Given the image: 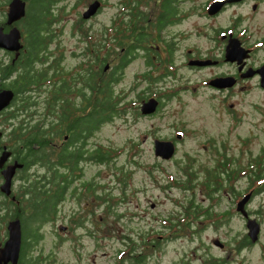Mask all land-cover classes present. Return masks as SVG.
Masks as SVG:
<instances>
[{
  "label": "rangeland",
  "instance_id": "374dc122",
  "mask_svg": "<svg viewBox=\"0 0 264 264\" xmlns=\"http://www.w3.org/2000/svg\"><path fill=\"white\" fill-rule=\"evenodd\" d=\"M93 1L57 0L52 6L57 21L52 20L50 27L57 36L50 41L46 51L53 52V56L62 54L63 71L77 69L80 59H86L78 56L90 44L83 31L87 30L96 43L102 41L110 34L105 29L121 9L119 0H101L97 12L77 27L75 23L79 15ZM6 7L7 4L4 11ZM0 17L3 18L2 15ZM193 20L196 18L189 17L184 23L186 30L191 28ZM0 60L7 63L10 58L0 51ZM108 63V69L115 64V51L112 49ZM131 70H135L134 65H130L124 77L113 86L115 92L123 96L124 112L101 125L89 138V144L101 143L111 151L110 160L102 164L94 161L85 163L81 168L83 172L73 179L70 186V189L76 188L77 193L83 182H91L100 198L103 195L112 197L114 209L106 214L98 206L99 200L93 197L95 215L84 214L82 209L89 206L88 202L78 203L74 195L67 193L59 207L57 221L45 226L44 239L35 251L51 254L54 264H135L131 257L134 254L141 255L137 264H264V192L247 203L249 210H259L261 221L258 237L251 242L243 239L247 234L245 220L236 210L237 201L245 193L242 191L248 184V177L244 178L241 173L232 177L228 182L231 188H226L222 179L219 190L210 195L203 185L209 177L208 169L219 161L220 154L233 157V167H243L249 154L257 152L264 143V92L251 91L223 101L221 96L211 97L202 91L195 96L185 93L179 100L169 101L163 117L138 119L132 113L135 101L130 92ZM69 78L66 76V80ZM75 83L80 86L79 82ZM44 92H31L39 100L33 108L36 112L34 119L40 118L45 111ZM75 95L67 94V98L79 103L80 99ZM231 102L235 104L239 122L230 119L227 110ZM172 119L183 121L190 133L188 139L178 145L171 159L161 160L154 156L152 141L146 134L151 131V123L154 128H160L156 133L170 134L171 130L166 128L168 120ZM3 126L8 132L9 125L0 124ZM240 137L249 141L242 152L239 151ZM60 142L58 138L55 141L58 144L53 148L56 149ZM180 163L196 171L193 184L188 188L175 185V182L184 181L176 168ZM35 171L33 169L29 173ZM16 178L14 189L19 185ZM252 182L253 186L257 184V181ZM234 191L241 194L234 196ZM2 198L0 196V201ZM192 201L197 210L192 208ZM187 209L191 218L186 219L189 222L186 230L180 232V225L173 224L184 219ZM72 216L85 218V228L69 229ZM0 218H3L0 220L1 244L7 237L6 223L9 219L2 215ZM216 240L222 243L221 247L214 244ZM129 247H133L131 252L127 250Z\"/></svg>",
  "mask_w": 264,
  "mask_h": 264
},
{
  "label": "flooded vegetation",
  "instance_id": "af4514ba",
  "mask_svg": "<svg viewBox=\"0 0 264 264\" xmlns=\"http://www.w3.org/2000/svg\"><path fill=\"white\" fill-rule=\"evenodd\" d=\"M24 1L26 2V0ZM167 1L168 3L164 7L162 3ZM124 2L126 0L118 1L119 9H121L115 17V24L118 25L119 22H124L123 24L126 27L128 24L130 29L128 31L129 41L127 43L115 42V84L124 77L130 65H134L135 70H131L130 85V92L133 93V101H135L132 107L134 117L137 116L138 119L141 117L144 119L163 117V111L169 101L179 100L185 93L195 96L202 91L211 97L221 96L220 100L223 101L227 98L248 94L251 91L264 92V0H130L131 3L128 6H125ZM6 11L3 10L4 22ZM84 11L79 17L85 22L91 16L83 18ZM129 13H139L147 17L145 21L142 19L135 20ZM189 17H194L196 20H193L191 28L186 30L184 23L189 20ZM129 21H131L130 25ZM9 28L10 26H7L4 31ZM140 33L144 35L141 36ZM23 37L24 34L22 33L21 41ZM89 45H86L84 51L78 55L79 57L84 56L86 59H80L77 69H70L72 76L79 72L81 67L82 69L86 67L83 64L88 61L86 55L89 52L86 51V47ZM0 51L9 56L12 64H14L24 50L22 48L17 57H15V52L4 49H0ZM47 54L49 58L53 56V52ZM59 55L62 56V54ZM114 65L108 69L110 64L107 62L102 70L107 73V71L112 70ZM75 79L77 78L75 77ZM3 81H6V79ZM8 82L7 79L6 83ZM52 82L54 84L56 79ZM77 86L75 87L77 88ZM81 87L85 88L82 80L80 82ZM3 88L11 89L10 87H2L1 89ZM75 96L80 99L79 103L74 102L76 105L86 106L80 95L76 94ZM122 98L123 96L120 93L115 92V101L118 100L116 105L120 109L123 108L120 107L123 103ZM152 99L157 102L154 110L147 113L142 112V105ZM234 105L231 102L227 111L230 113V119H233V122H239L240 120L235 115ZM262 114H264L263 109ZM52 119L53 122H50L49 126L56 125L58 121L56 116ZM168 121L169 125L166 129L171 130L170 134L156 133L160 128H154L155 126L152 123L149 128L151 131L148 135L146 134L152 141L154 156L161 160L171 159L177 152L178 145L188 139L189 131L183 121L174 119ZM1 124L11 126L9 122ZM67 137L66 134L64 139H67ZM54 138L55 140L51 145L55 153L60 150L61 143L56 149L53 148V145L58 144L55 141L59 137L57 135ZM89 138L81 139L76 143V148L82 151V156L78 160L80 170L74 173L71 178L72 181L83 172L81 168L85 163L91 161L99 163L97 157L93 156L92 159H87L86 155L87 150L94 152L102 144L91 145L89 144ZM157 141L171 142L175 148L173 156L165 159L156 155L154 145ZM240 142L239 151L242 152L249 141L247 138L240 137ZM4 146L0 142V154ZM6 149L10 150L7 147ZM249 152L251 151L249 150ZM248 157L249 159L245 165L237 168L232 166L234 163L233 157H228L226 153L220 154L219 161L211 169H208L207 176L209 175L210 181L213 179V183L218 181L219 186L222 185L221 181L224 179L226 188L232 187L231 184H228L232 176L241 173L244 178L248 177V184L242 191V193H245L241 197L249 195L243 206L246 216L241 211L239 212L245 220V227L248 220L254 219L259 224L260 232L259 210H249L247 203L249 199L251 200L257 194L264 192V143L257 152L250 153ZM15 160L22 163L11 151V154L0 167V178L2 180L0 185L4 181L2 171ZM22 168L23 165L21 168H17L12 178V193L13 181L18 170ZM176 168L178 173L184 177H182L184 182H180L181 184L178 186L181 188L190 187L193 181L189 179L194 180L196 176L195 169L183 163L178 164ZM253 180L257 181L255 186L252 185ZM12 193L7 197L11 199ZM246 235L249 238L248 234Z\"/></svg>",
  "mask_w": 264,
  "mask_h": 264
},
{
  "label": "trees",
  "instance_id": "16d2710c",
  "mask_svg": "<svg viewBox=\"0 0 264 264\" xmlns=\"http://www.w3.org/2000/svg\"><path fill=\"white\" fill-rule=\"evenodd\" d=\"M9 1L0 0V16H4L3 8ZM55 1L57 0H26L24 17L14 23L24 31L25 40H22L24 51L14 64L11 60L7 64H3L0 60V89L10 87L14 92L11 104L0 112V124L4 122L11 124L7 133V127H0L2 132L0 142L23 163V168L16 174L19 185L15 189L13 188L12 195L15 196V200H11L0 192V196H3L0 201V216L9 220L14 218L20 220L21 247L17 264H54L51 254L44 255L41 250L38 253L35 250L44 239L45 226L52 225L57 221L59 207L66 199L67 193L71 196L74 195L75 201L78 203L88 202L89 206L82 209L85 211L84 214L95 215L94 198L99 200L98 206H101L106 214L114 209L112 197L103 195L100 198L95 191V185L91 182H84L77 193H75L76 188L70 189V183L74 173L80 170L78 160L82 156V151L76 148V143L81 139L89 138L101 125L112 121L124 112L122 108L117 107L118 100L115 101L113 87L115 85V65L107 73L102 68L108 62L110 50L115 51V42L127 43L129 41L128 31L130 29L128 24L127 27L123 24L124 22L115 24L114 17L109 28L105 29L110 34L98 43L91 39L87 30L83 31L86 40L90 42V45L86 47V51L89 52L86 55L88 61L83 64L86 65L84 69L81 67V70L72 76L70 70L63 71L62 56L49 58L46 51L50 41L57 36L52 33L53 29L50 27L52 20L53 22L57 21V17L52 11ZM130 3V0H126L124 5L128 6ZM167 3L168 1L162 4L164 6ZM129 15L135 20L145 21L147 17L139 13H129ZM0 19V24L7 28L3 18L0 17ZM77 22L75 23L77 27L84 23L81 17ZM130 24L131 21H129ZM140 35L144 34L140 33ZM49 53L51 52L49 51ZM66 76L71 79L66 80ZM5 79L10 80L6 83L3 81ZM54 79L56 82L53 84ZM81 80L85 90L75 85V82L80 83ZM31 92L37 94L44 92L45 96V111L37 119L33 118L36 113L33 108L39 100ZM70 93L80 95L86 106L80 107L74 101H70L67 98V94ZM53 115L58 118V121L56 125L49 126L50 122H53V119L50 118ZM66 134L68 137L64 139ZM57 135L61 139V148L54 153L51 143ZM86 156L87 159H92L93 156L97 157L98 162L102 164L110 160L111 151L101 145L94 152L87 150ZM33 169L34 171L38 169V172L29 173ZM209 181L210 177H207L203 184L208 190V195L219 188L218 181L213 183L212 179L210 184ZM179 184L181 183L175 182L176 186ZM233 193L234 196L241 194L235 191ZM92 199L93 201H91ZM192 208L197 210L193 201ZM81 212L79 213L80 217ZM190 215L191 213L187 209L184 219L180 220L181 222L177 220L173 225H180V232L185 231L189 223L186 219L191 218ZM85 221V218L81 219L77 216L75 219L73 217L69 221V229H83ZM126 237L130 240L128 236ZM243 239L247 241L249 238L244 235ZM132 248L129 247L128 252H131ZM131 257L135 264L137 261H141L139 254L131 255Z\"/></svg>",
  "mask_w": 264,
  "mask_h": 264
},
{
  "label": "water",
  "instance_id": "95a60500",
  "mask_svg": "<svg viewBox=\"0 0 264 264\" xmlns=\"http://www.w3.org/2000/svg\"><path fill=\"white\" fill-rule=\"evenodd\" d=\"M101 5L99 0H94L88 4L87 9L83 12V18H89L92 16ZM26 12V2L24 0H10L7 4L5 25L10 26L7 31H4V26L0 25V49H4L10 52H15V57L19 54L20 50L23 48V43L21 41V30L14 25L15 22L19 21L24 17ZM14 98V92L11 89H0V112L9 106L10 102ZM157 105L156 100L152 99L142 105V112L147 113L154 110ZM2 132L0 131V136ZM155 154L161 156L162 158L168 159L173 156L175 148L171 142H160L157 141L154 145ZM11 154L10 150L3 147V151L0 154V167L6 161L8 156ZM22 163L14 161L12 164L8 165L3 171L4 181L0 185V191L6 195L10 196L12 193V178L15 174L17 168L22 167ZM249 195H245L237 202L236 209L241 211L245 216L246 212L244 210V204L248 200ZM11 200H15V196H11ZM247 234L251 241H256L259 233V224L256 220L250 219L246 223ZM7 237L0 246V264H17L20 247H21V227L19 218H14L9 220L6 226ZM214 244L221 247L222 243L218 240L214 241Z\"/></svg>",
  "mask_w": 264,
  "mask_h": 264
}]
</instances>
